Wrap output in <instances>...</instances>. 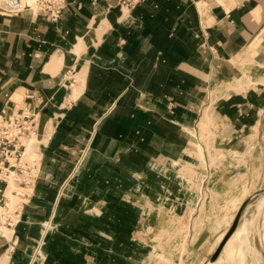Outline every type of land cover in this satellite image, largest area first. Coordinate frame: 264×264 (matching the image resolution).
<instances>
[{
    "label": "crops",
    "instance_id": "crops-1",
    "mask_svg": "<svg viewBox=\"0 0 264 264\" xmlns=\"http://www.w3.org/2000/svg\"><path fill=\"white\" fill-rule=\"evenodd\" d=\"M64 4L57 20L0 9V114L37 113L41 152L0 260L177 255L171 234L201 185L225 201L264 177V0ZM205 219L193 223L186 262Z\"/></svg>",
    "mask_w": 264,
    "mask_h": 264
},
{
    "label": "rangeland",
    "instance_id": "rangeland-1",
    "mask_svg": "<svg viewBox=\"0 0 264 264\" xmlns=\"http://www.w3.org/2000/svg\"><path fill=\"white\" fill-rule=\"evenodd\" d=\"M234 84L239 86L242 85V83L237 80H235ZM194 135L195 133L193 132V136ZM196 140L197 137L195 141ZM198 148L200 147L198 146ZM199 153L202 154L203 152L200 151ZM12 182L13 185L16 186L14 188H17L18 186L17 182L14 180H12ZM253 188H254L253 186H245V188H243L244 191L242 193L243 197L254 196V193H251ZM256 188L257 189L263 188L262 190H264V177L260 179L259 185H257ZM199 193H200L199 195L200 203H198L199 206H195V205L190 206V211L184 213L185 217L181 219L177 231L171 234V237H173L176 234L181 235L182 243L178 245L179 252H177V255L171 257L170 251L156 249L157 254H155V256L153 255L154 259L149 264H200V262L206 259L207 257H209L213 253L214 248L219 245L220 242L217 243V241L220 234H222V232L227 227V225H229V227L231 226L235 218V215L238 211L237 201L239 199L237 200L235 198L236 200L235 201L233 197L232 200L231 198H229L226 199L225 201H219L221 200L222 195L218 194L217 196L215 194H212V191L210 189L206 188L204 190V188H202V185L200 186ZM261 194L256 196L253 199V201L249 205H247L248 207H246L239 221V223L245 221L247 222L248 225L247 239L249 241V244L251 245L250 248H248L247 246L242 248L240 252L242 254L241 256H239L238 254L236 255V258L240 259V261L242 260L244 264H256V263L264 264V205L262 207H259V205H257L256 203L257 198ZM7 196L9 197L10 201L13 204L23 200V197L22 198L19 197L18 194H16L15 198L13 199L9 190H7ZM241 196L237 195V198L238 197L240 198ZM225 207L227 208L225 209ZM205 218H207L210 222L204 227V231L202 232V236L200 237V239L197 242L193 243V246L196 247L197 250L191 252L190 254L191 257L186 262L184 255H187L189 251L187 239H189V237L191 236L190 230L193 227V223H195L196 221L198 223L199 221L200 222L199 225H202L204 220H206ZM227 222H229L230 224ZM141 226L142 225H137L136 228V233H137L136 238L139 249H143L142 246L144 245L143 231ZM160 237L158 236V238H156L159 240L158 245L163 244L162 240H160ZM254 251H256V254L254 253ZM172 252L173 251H171V253ZM120 261L121 264H123L122 259ZM217 264H234V263L233 261H231V259L228 257L227 254H224L222 256V260Z\"/></svg>",
    "mask_w": 264,
    "mask_h": 264
},
{
    "label": "built area",
    "instance_id": "built-area-1",
    "mask_svg": "<svg viewBox=\"0 0 264 264\" xmlns=\"http://www.w3.org/2000/svg\"><path fill=\"white\" fill-rule=\"evenodd\" d=\"M139 1L121 0V5L129 9ZM1 5L0 9L12 14L31 8L51 20H57L65 7L64 0H1ZM38 126L37 113L19 109L10 114H0V236L6 238L4 230L14 227L20 220L24 202L13 204L7 196L11 180L17 182V188L21 187L19 184L31 186L38 175L41 160ZM31 149L36 155H30ZM17 188H13V192L23 196V191ZM41 242H38L37 250Z\"/></svg>",
    "mask_w": 264,
    "mask_h": 264
},
{
    "label": "bare ground",
    "instance_id": "bare-ground-1",
    "mask_svg": "<svg viewBox=\"0 0 264 264\" xmlns=\"http://www.w3.org/2000/svg\"><path fill=\"white\" fill-rule=\"evenodd\" d=\"M0 6H2L1 5V0H0ZM237 81H240L239 79H236ZM260 80V79H259ZM262 80V79H261ZM264 80V79H263ZM261 82V81H260ZM263 82V81H262ZM211 118V117H210ZM207 120V119H206ZM194 137H196L195 135H194ZM196 139V138H195ZM197 141V140H196ZM198 143V142H197ZM200 148H198V152H200V151H202L203 152V148H201L202 146L198 143L197 144ZM196 149H197V147H196ZM31 152H30V155H36L35 153H34V149H32V150H30ZM213 155H215V153L213 154ZM235 178V177H234ZM235 186V185H234ZM14 187H16V186H14L13 185V182H12V180H11V183H10V186H9V188H8V190L10 191V194H11V196H12V198L14 199L15 198V193H13L12 191H13V188ZM7 194V193H6ZM248 195V194H247ZM239 196H241V195H239ZM234 197V200H235V198L238 200L237 201V208L239 209V207L242 205V203L244 202V201H246L248 198H250V197H252V196H248V197H243V194H242V196L239 198H237V195H235V196H233ZM233 197H231V200L233 199ZM254 198V197H253ZM245 199V200H244ZM252 200V199H251ZM236 201V200H235ZM253 201V200H252ZM251 201V202H252ZM251 202H249V204L251 203ZM256 203H257V205H259V207H262L263 205H264V193H262L258 198H257V200H256ZM248 204V205H249ZM248 207V206H247ZM227 207H225V209H226ZM259 209H261V208H259ZM237 214V213H236ZM236 216V215H235ZM244 219V218H243ZM200 220V219H199ZM230 221V220H229ZM200 222L198 221V224H199ZM227 223H229V222H227ZM233 223V222H232ZM230 224V223H229ZM232 225V224H231ZM226 227V226H225ZM231 227V226H230ZM229 227V225H227V227L224 229V231L222 232V234H220V236H219V238H218V241H217V243H219V242H221L222 241V239H223V237L225 236V234H226V232L228 231V229L230 228ZM10 229H12V228H5V230H4V234L7 236V233H8V231L10 230ZM247 231H248V225H247V222L245 221V222H240L239 224H238V226L236 227V229H235V231L230 235V237L226 240V242H225V244H224V246H223V248H222V250H221V252H220V254H219V256L215 259V260H213V261H211L210 259H209V257H207L206 259H204V260H202L201 262H200V264H217L218 262H220L221 260H222V256L224 255V254H227L228 255V257L231 259V261H233V263L234 264H244L243 263V261L241 260L240 261V259H237L236 258V255L238 254L239 256H241L242 254L240 253L241 252V250H242V248H244L245 246H247L248 248H250L251 247V245L249 244V241H248V239H247ZM8 237V236H7ZM215 246V245H214ZM218 247V246H217ZM217 247H215L214 248V250H213V252L215 251V249L217 248ZM254 253L256 254V251H254ZM3 263V261L2 260H0V264H2ZM257 264V263H256Z\"/></svg>",
    "mask_w": 264,
    "mask_h": 264
},
{
    "label": "water",
    "instance_id": "water-1",
    "mask_svg": "<svg viewBox=\"0 0 264 264\" xmlns=\"http://www.w3.org/2000/svg\"><path fill=\"white\" fill-rule=\"evenodd\" d=\"M262 192H264V190L259 191V192H256V193L254 194V196L248 198V199H247L246 201H244V202L242 203V205L239 207V209H238V211H237V214H236V216H235V218H234V220H233V223H232L231 227L228 229V231L226 232V234H225V236L223 237L222 241L219 243L218 247L215 249V251L209 256V259H210L211 261L215 260V259L219 256V254H220V252H221V250H222V248H223V246H224L226 240L230 237V235L235 231L236 227L238 226L239 221H240V219H241V216H242L243 212L245 211V209H246L247 205L249 204V202H251L256 196H258V195L261 194ZM253 197H254V198H253ZM251 199H252V200H251Z\"/></svg>",
    "mask_w": 264,
    "mask_h": 264
}]
</instances>
